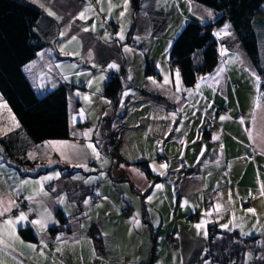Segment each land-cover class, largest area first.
I'll list each match as a JSON object with an SVG mask.
<instances>
[{"label":"crops","instance_id":"1","mask_svg":"<svg viewBox=\"0 0 264 264\" xmlns=\"http://www.w3.org/2000/svg\"><path fill=\"white\" fill-rule=\"evenodd\" d=\"M65 1L71 3L73 0ZM84 3L83 0L76 1L78 5ZM102 3L105 4V0H101L100 3L97 0H91L93 6L91 11L94 13L87 11L85 14L87 17L97 16L100 27L106 29L101 17H98ZM153 7H156V0H141L137 18L145 24L144 29L152 27L151 20L146 19L145 12L155 11ZM50 16L58 20L57 15ZM101 16L108 15L102 12ZM157 16L159 18L162 14ZM189 18L193 17L187 19ZM185 20L178 19L173 27L183 25ZM57 22L58 33L52 43L53 50V45L58 48L57 40L60 37L61 27L64 28L63 36L65 37H70L73 33L83 37L79 31L83 22L80 18L73 17L67 22L59 19ZM108 22L112 21L108 19ZM85 32L93 40L90 43L80 40L77 52L85 53L100 64H104L111 73L116 74L120 65L124 66L128 86L133 88H130L133 94L132 97L130 96L131 101H136L133 102L135 103L134 109H139L138 119L154 121L153 118L160 119L159 114L163 112L165 120L166 107L169 110L176 109V101H178L177 107L179 105L189 107L192 112L202 115L203 125L195 126V130L191 133L179 126L180 132L177 133L173 131L174 124L173 129L169 126L166 128V120L165 125L162 121L157 132L162 133V136H171L170 132H172L178 137L176 141L178 143H175L174 148L163 146L155 149H152L145 141L139 144L122 145L121 130L116 129L120 138L117 152L121 159L117 160L103 152L109 157V163L101 165L100 179L96 180L98 184L93 187H90L83 179L77 178V175L72 174L70 177L67 173L64 175L58 165L59 161L64 159L57 150L60 146L59 142H68L77 146L78 154L72 155L75 157L70 159H64L67 162L68 160L85 162L88 159L89 155L86 151L88 142L85 137H91L92 130H89L87 123L81 124L79 130L81 137L79 138L52 139L34 146L32 149L35 162L31 164V168L21 169V172L3 156L0 148V200H3L6 205L13 201L15 205H18V207H13L5 217H0V224L3 219L15 220L21 212L27 216V220L15 225V236L8 240L10 246L0 245L2 249L0 262L3 264H136L151 257V264H198L204 247H206L209 235L208 225L211 224L217 229L236 230L244 236L257 235L256 251H248L252 259L247 260L251 261V264H264V196L261 195V185H264V74L257 73L249 60H245L246 55L236 51L235 55L227 61L219 56L216 68L201 77L207 79L200 78L189 88L187 94L182 91L178 94H166L162 91L170 89L172 84L175 87L177 80L173 78L171 84L170 81L165 83V77H162L160 68L157 66V76H148L156 83L153 84L152 89H146L142 83L140 85L139 78L134 79V74L138 77L142 74L143 78L146 76L143 73L142 61L144 57L149 56L143 54L142 59L133 61L135 52L129 46L131 39L128 34L124 41L118 42L115 40L117 36L110 38L103 37L99 31ZM115 32L112 34L115 35ZM140 33L137 30L134 35H140ZM216 38L218 39L217 35ZM225 41L230 51L231 39L226 38ZM153 45L152 41L149 51ZM38 53L39 51L37 55ZM129 58L132 59L130 62L127 61ZM111 64L117 67L110 68ZM262 70L264 72L263 66ZM171 71L170 79L173 75ZM109 72L100 81L101 88ZM180 83L182 86L181 80ZM136 87L139 88L136 89ZM139 89L141 93L135 94L134 90L138 92ZM169 99L172 101L162 107L161 102H167ZM220 99L222 110L216 109V111L214 107L218 105ZM141 107L144 108L140 109ZM177 112H179L180 119V109ZM207 113L213 116L216 114L215 118H211ZM115 114H118V111ZM221 114L227 118L221 120ZM190 127L192 126L189 125ZM84 133H89V135L85 136ZM98 135L101 137H99L101 142L103 135L100 132ZM214 137L219 138L214 139ZM83 139L86 140L83 141ZM53 142L56 143V147H53ZM99 149L101 151V148ZM122 149H124L123 152ZM202 150L205 157L209 159L201 162L195 172H185L187 167L194 165ZM52 156L55 157L56 162L50 167L45 159ZM159 157L161 160L158 159ZM143 160L151 172L160 176V179L155 180L149 187L155 188L156 185H161L157 188V206L148 205L142 199V191L148 186V178L136 162ZM163 164H167V168H160ZM154 167L156 171H153ZM134 169L138 171H133ZM46 171H48L46 174H42ZM39 174L42 175L39 176ZM37 177H54L47 185L50 189H43L41 192L39 184L38 189L34 190L33 187H26L23 183L32 181L33 186L40 180ZM110 178L112 181L122 182L121 185L109 183ZM105 182L108 185L100 188L101 190L94 189L103 186ZM231 188L235 192L233 195L228 190ZM58 191H63L62 193L67 196L65 203H71L72 208L62 206L61 209L62 202L58 203L55 197V192ZM92 192L98 195L94 204L90 199ZM230 193L231 202L229 201ZM244 197L252 198L249 205L240 203V198ZM160 198L168 206L167 211H165V205L160 204ZM21 200L26 201V207H21ZM206 203L209 205L206 206ZM218 204L222 206L219 212L216 211ZM125 205L128 206L127 214L121 216L118 214V209ZM248 208H254L256 214L246 212ZM75 209H79L80 213L74 215L71 221L60 223L55 213L57 210L68 216L70 215L68 213L71 211L73 214ZM172 214L176 222L170 220L173 217ZM188 214L190 217L186 221L181 219L182 216ZM32 220L43 221L44 227L30 223ZM197 224L203 226L197 229L195 227ZM225 224L228 228L222 227ZM91 225H96L101 236L100 249L93 244L89 233ZM53 227H57L58 231L50 232V228ZM4 231L9 232L11 229L4 226ZM27 232H30L34 238H26L24 234ZM168 232L172 234L173 247L164 245V235ZM57 237L60 239L58 240ZM45 244L47 247H44ZM28 245H35L36 248L33 249ZM156 245H158L157 250L160 256L162 255L159 259L154 256ZM244 261L246 262L245 256L239 264H246Z\"/></svg>","mask_w":264,"mask_h":264},{"label":"trees","instance_id":"2","mask_svg":"<svg viewBox=\"0 0 264 264\" xmlns=\"http://www.w3.org/2000/svg\"><path fill=\"white\" fill-rule=\"evenodd\" d=\"M192 1L213 9L215 13L209 19H187L171 41L169 66L179 73L183 86L185 88L192 87L202 76L216 68L219 62L216 30L226 23L254 70L259 74H264L262 70L264 57L261 58L262 54L259 49V44L264 46V0ZM140 5L141 0H130L133 20L127 32L128 35L136 22ZM156 14L155 11L145 12V16L151 20L153 31L159 30L163 24V18H157ZM158 19L159 21L156 22ZM108 24L112 28V22ZM57 33L56 18L48 15L33 3L26 0H0V96L15 116L18 125L0 134V148L3 156L18 167L20 172L25 168H31V164L35 162V159H30L27 155V151L34 146L52 139L81 137L79 132L81 124L77 122L75 127H72L70 121L68 85L58 83L50 90L38 94L24 71L25 64L33 60L38 51L52 46ZM262 53L264 54V49ZM143 73L144 75L157 76L155 63L151 57H144ZM128 85L126 70L122 65L116 74L109 73L107 75L101 88V94L110 102L109 113L115 112L120 92ZM97 123L99 124L98 132L103 135L101 151L120 160L117 152L120 138L116 128L111 126L109 114L106 113ZM158 159L161 160V157ZM208 159L204 153L196 159L194 165L187 167L184 171L195 172L197 166ZM177 163L176 165H178ZM136 165L148 178V186L142 191V195H144L150 191L152 187H149L155 180L160 179V176L149 170L145 160L136 162ZM59 168L64 175L66 174L65 169L69 170L66 164ZM93 186L95 183H91L90 187ZM93 193L97 195L96 192H92L90 196ZM97 199L98 195L95 200L91 199L92 204ZM160 199V204L165 205V201ZM251 199L250 197L240 198V203L249 205ZM22 202H25L24 207H26V201L21 200L20 204ZM205 205L208 206L209 203ZM164 207L167 211L168 206ZM123 209H125L124 212H122ZM127 209V205L122 206L118 209V214L125 216ZM55 213L60 223L66 221L65 215L59 210ZM189 217L188 214L182 216L181 219L186 221ZM170 220L177 221L174 216ZM210 227L213 228L212 230L208 229L207 244L198 264H239L243 261L245 254H250L248 251H256L257 235L244 236L236 230L217 229L214 225L209 224L208 228ZM56 231H58L57 227L50 228V232ZM89 233L94 246L100 249L102 242L96 225L89 227ZM167 234H170L172 244L165 243ZM24 235L29 239L34 238L30 232ZM163 242L167 247L174 246L171 232L164 235ZM232 259L233 261H231ZM151 261L150 257L148 260L136 264H151ZM244 263L251 264V261L246 259Z\"/></svg>","mask_w":264,"mask_h":264},{"label":"rangeland","instance_id":"3","mask_svg":"<svg viewBox=\"0 0 264 264\" xmlns=\"http://www.w3.org/2000/svg\"><path fill=\"white\" fill-rule=\"evenodd\" d=\"M28 2L33 3L34 5L41 8L45 13L49 14V12L53 13V15L58 16V20L62 19L63 22L70 21L73 17H79V14L83 12L86 8H93L91 4V0H83L85 3L83 5L76 4V1L80 0H73L71 3H68V1L65 0H26ZM111 2V10H109V0H105V4L100 5V11L103 9L102 12H104L106 15L110 16H101V13H98V17H101L102 22H104L106 29L101 28L97 19V16L94 17H87L82 22V27L79 28V31L82 33L83 37H80L79 35L73 33L70 37L63 36V30L64 28L61 27L59 30L60 37L57 40V47L55 48L53 45L54 50L51 47H45L41 49L37 55L36 59H33L25 64L24 71L28 79L31 81V84L34 88V90L40 94L44 93L47 90H50L54 86H56L58 83H65L68 85V104H69V111H70V121L72 124V127H75V124L78 122L80 124L87 123L89 130H92V136L85 137L87 139L88 144H94L96 146V152L99 153V158L93 153L92 149L86 148V151L88 153V159H86L85 162H70L72 160L62 159L59 161V166H62L66 164L69 167L65 169V172L68 174L67 176L70 177L72 174L77 175V178H80L91 185L96 183V180L100 179V169L101 165H106L109 163V157L100 151V135H98L97 130L99 129V124L97 123L98 120L105 115V113H108L111 120V126L112 128H116L121 130L120 131V137L122 141V145L127 146L128 144H139L143 141L147 142L149 146L152 147V149L161 148V147H170L174 148L175 143L178 139L172 132L171 136L165 135L162 136V133L157 132V129L160 128L159 125L162 124V121L165 125V120L167 126L170 128L174 126V132L179 133L180 129L179 126H181L186 132H192L195 130V126H201L203 125V117L197 112H192L189 107L185 106H178V101H176V109H170L166 107V110L164 113H166V119L164 120V114L163 112L159 114L160 119H154V121H147L146 119L140 120L138 119V111L139 109L135 110V103L136 101H131L132 93L130 92V88L132 86H126L122 89L120 92L119 98H118V107L117 109H114L116 113L118 111V114L109 113L110 111V102L106 97H104L101 94V83L102 78L106 77V74L109 72L107 68H105L104 64H100L97 60L92 59L87 54L78 53V46L80 44V40L84 43H90L92 42L91 36L83 31L82 29L88 28L89 31L92 32L93 25H95V31H99L100 35L103 37H115V40L124 41L125 36L132 25V10L130 7V0H127V9L125 10L124 5L126 3V0H110ZM155 9L157 15L162 14L160 16L163 18V24L161 28L157 31H153L152 27H148L147 29H144V23L139 19L136 18V25L131 29V32L129 34V39L131 44V48L134 50L135 55L133 56V61L142 59V55L145 54L149 57H151L154 60L155 68L158 73L157 67L160 68V71L162 73V77H165L170 81L173 82V78L177 80V83L175 84V87H173V84L170 89H166L165 91H162L166 94H178L182 91V93L187 94L189 92V88H185L183 85L181 86L179 75L177 76V71L175 69H171L169 67V48L172 39L175 37V35L178 33L181 26H177V28H174V24L178 19H186L188 17L193 18H200V19H209L214 15V10L206 7L202 4H199L192 0H156V7ZM157 9V10H156ZM121 12H124V15L121 16ZM86 13V12H85ZM93 14L94 11H91ZM155 17V16H154ZM79 19V18H78ZM108 19L112 21V28H110L108 25ZM146 19L148 20V16H146ZM185 20V21H186ZM159 19L156 21L158 22ZM184 24V23H183ZM225 25H228L227 23ZM225 25H222L221 28L216 30V34L218 36V54L220 58L224 60H228V58L235 55L236 51L243 53L242 48L240 47L239 43L236 39H234V35L230 31L229 27L225 29ZM229 26V25H228ZM116 27V30H115ZM114 28V29H113ZM179 28V29H178ZM141 32L140 35H134L136 31ZM116 31V32H115ZM176 31V32H175ZM116 33L115 35L112 33ZM123 35V39H120V35ZM79 36V37H78ZM89 36V37H88ZM72 37H76L75 40H72ZM223 38V40H221ZM226 38L229 40L231 39V42L229 45L231 50L229 51L226 45ZM152 41L154 42L153 47L150 48ZM259 49L262 55L261 58L263 59L264 54L263 44H259ZM60 51V52H59ZM65 51V52H63ZM149 51V53H148ZM235 52V53H234ZM244 56V55H243ZM110 57V56H109ZM245 60H248L247 57H244ZM127 59V58H126ZM136 59V60H135ZM132 59L129 58L127 61H131ZM110 61V60H108ZM143 64V61H142ZM95 65V67L93 66ZM157 66V67H156ZM137 69V67H135ZM172 70V71H171ZM170 71L172 72V79H170ZM111 73V72H109ZM141 74V73H140ZM141 76V78H140ZM139 77L134 74V79L139 78V84L144 85L146 89H152L153 86L152 78L150 79L146 75L142 76V74ZM146 78V79H145ZM145 79V81L143 80ZM152 81V82H151ZM91 82V83H89ZM138 84V85H139ZM177 85L180 87V91H177ZM141 87V86H140ZM139 87H136L138 89ZM99 89V91H97ZM141 89V88H140ZM140 89L135 91L136 93H141ZM182 89V90H181ZM132 91V90H131ZM217 92V91H216ZM89 97L88 100H85L84 97ZM131 96V97H130ZM171 98V97H170ZM172 100L169 99L167 102L162 101V107H165L166 103L171 102ZM221 99L218 102V105L214 107L216 110H222L220 107ZM120 106V107H119ZM145 107V106H144ZM144 107H141L140 109H143ZM119 108V109H118ZM180 109V119H179V112H177ZM216 110V111H217ZM105 111V112H104ZM81 112H83V116L81 117ZM208 114V113H207ZM210 115L211 118H215V115ZM224 114H221L223 116ZM73 117H75V122H73ZM152 118V117H151ZM17 124V120L9 107L6 105L4 100L0 96V134L4 133L6 131L11 130L15 127ZM174 124V125H173ZM173 125V126H172ZM189 125L192 127L189 128ZM234 126V124H232ZM179 129V130H177ZM100 137V138H99ZM86 139H83L86 140ZM147 145L146 143H144ZM46 145V144H45ZM47 146V145H46ZM60 148V146L57 147V149ZM125 149V147H124ZM122 149V152L123 150ZM48 150H46L47 152ZM57 152V151H56ZM30 153H33L32 149H29L27 151V155L29 156ZM75 157V156H71ZM48 161V166H53V164L56 162L55 157H50L45 159ZM53 169H56L53 167ZM52 170V169H50ZM48 170V171H50ZM57 170H59L57 168ZM48 171L42 173L46 174ZM42 174H39L42 175ZM105 174V172H103ZM82 177V178H81ZM41 181V177H37ZM72 178V177H71ZM86 178V179H84ZM68 179V178H64ZM73 179V178H72ZM112 178L108 179L109 183L112 182L114 185L120 184L122 182L119 181H112ZM31 180V179H30ZM33 180V179H32ZM34 180H36L34 178ZM32 181L26 184V187H33V189H38V183L35 182L33 186L31 185ZM43 183V189H50L48 188V183H51L50 181L44 180ZM108 183H104L103 186H98L94 188L95 190H101L100 188H104V186H107ZM50 186V185H49ZM126 186V185H125ZM77 187V186H76ZM78 188V187H77ZM118 188V187H117ZM40 189V184H39ZM114 189V188H113ZM227 190V189H225ZM230 190V192L233 195V190ZM63 191L55 192V197L58 200V203H61L60 207L62 209V206L71 207V203L68 202L65 203L67 196L62 193ZM67 192V191H66ZM72 192V191H71ZM226 193V191H224ZM152 197L151 200L148 198ZM130 201H132L131 197H129ZM143 201H145L148 205L153 204L157 206L158 204V189L157 187L152 188L150 191L147 192V195H143L142 197ZM142 201V202H143ZM135 202L138 203V200L135 199ZM157 208V207H155ZM71 215V211L68 213ZM154 256L156 258H160V254L158 252V245L155 247ZM231 259V258H230ZM245 259H252L251 253L245 254ZM233 261V259L231 260Z\"/></svg>","mask_w":264,"mask_h":264},{"label":"snow or ice","instance_id":"4","mask_svg":"<svg viewBox=\"0 0 264 264\" xmlns=\"http://www.w3.org/2000/svg\"><path fill=\"white\" fill-rule=\"evenodd\" d=\"M98 3L101 2V0H97ZM111 2L109 0V10H111ZM124 8L125 10L127 9V0H126V3L124 5ZM92 9L91 8H86L83 12H81L79 14V17L80 19H86V16H85V12L87 11H91ZM101 11H103V9H101ZM49 15H53V13L49 12ZM124 15V12H121V16ZM229 26L228 25H225V29H227ZM92 31H95V25H93V28L91 29ZM84 31H89L88 28H85ZM76 37H72V40H75ZM120 39H123V35L121 34L120 35ZM127 50V49H126ZM95 67V65H93ZM110 68H116L117 66L115 64H111L109 65ZM179 75V73L177 72V76ZM151 79V78H150ZM202 80H206L207 78L206 77H203L201 78ZM165 83H168V80L167 78H165ZM91 83V82H89ZM153 83H155V81H153ZM97 91H99V89H97ZM177 91H180V87L179 85H177ZM85 100H88L89 97L85 96L84 97ZM81 117L83 116V112H81ZM227 117H220L221 120H224L226 119ZM75 117H73V122H75ZM241 123H243V120H241ZM18 126V125H17ZM179 130V129H177ZM75 135V133H74ZM85 136H88L89 133H84ZM219 137H214V139H218ZM60 144V148H58L57 150H59V154L62 158L64 159H70L72 155H75V154H78V150H77V146L75 144H71V143H68V142H59ZM53 147H56V143L53 142ZM88 148L92 149L93 153L97 156V158H99V153L96 152V146L94 144H88L87 145ZM222 147V146H221ZM201 155H203V150L201 152ZM29 158H32V159H35V154L34 153H30L29 154ZM167 164H163V165H160V168H167ZM123 167V166H121ZM133 171H138V170H133ZM153 171H156V168L154 167L153 168ZM160 174H163V173H160ZM58 173H57V177H58ZM140 175H143L142 173H140ZM54 177H43L41 178V181H37L38 184H40V191L43 192V183L42 181L44 180H50V179H53ZM23 183L27 184L28 181H24ZM155 187L157 188H160L161 185H156ZM45 195L47 193H44ZM261 195L264 196V185H261ZM149 200L152 199V197H149L148 198ZM229 201L231 202V193L229 194ZM85 203H87V201H85ZM13 207H18V205H15L14 201L13 202H9L7 205L5 204V202L3 200H0V217H5L6 214L8 212H10L12 210ZM222 206L221 205H216V211L219 212L221 210ZM246 212L248 213H251L253 215L256 214V211L254 208H248L246 209ZM207 214H210V213H207ZM27 220V216L25 213L21 212L19 217H17L15 220L13 219H3L2 221V224H0V245H2L3 247H9L10 244L8 243V240L10 239H13L14 236H15V225L18 224L19 222L21 221H25ZM30 223L32 224H40L41 228L44 227V222L41 221V220H32L30 221ZM139 225V222L137 221V226ZM4 226H8L11 231L9 232H5L4 231ZM203 225L202 224H197L195 225V227L197 229H200ZM222 227L224 228H228V225L225 224L223 225ZM205 235H206V232H205ZM57 239L59 240L60 237H57ZM43 243V242H42ZM28 247H31L33 249L36 248L35 245H28ZM44 247H47V245L45 244ZM60 249H58L59 251ZM0 251H2V249H0ZM0 264H3V262H0Z\"/></svg>","mask_w":264,"mask_h":264},{"label":"built area","instance_id":"5","mask_svg":"<svg viewBox=\"0 0 264 264\" xmlns=\"http://www.w3.org/2000/svg\"><path fill=\"white\" fill-rule=\"evenodd\" d=\"M95 184H98V183L96 182ZM90 198H91L92 200H95V199L97 198V195H96L95 193H93V194L90 196ZM21 206L24 207V206H25V202H22V203H21ZM124 211H125V209L122 210V212H124ZM79 213H80L79 209H75V211L73 212V214L68 215V216H65V220H66V221H71L72 218L74 217V215L79 214ZM212 228H213V227H210L209 229L212 230ZM164 241H165L166 244H172V238H171L170 234H167V235L165 236V240H164Z\"/></svg>","mask_w":264,"mask_h":264},{"label":"bare ground","instance_id":"6","mask_svg":"<svg viewBox=\"0 0 264 264\" xmlns=\"http://www.w3.org/2000/svg\"><path fill=\"white\" fill-rule=\"evenodd\" d=\"M207 244V243H206Z\"/></svg>","mask_w":264,"mask_h":264}]
</instances>
